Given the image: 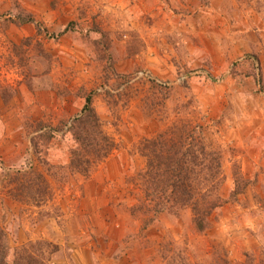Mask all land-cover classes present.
<instances>
[{
    "label": "rangeland",
    "instance_id": "374dc122",
    "mask_svg": "<svg viewBox=\"0 0 264 264\" xmlns=\"http://www.w3.org/2000/svg\"><path fill=\"white\" fill-rule=\"evenodd\" d=\"M88 97L87 133L113 147L84 175L70 150ZM196 137L228 200L202 232L189 208L154 215L144 194V147L170 138L179 157ZM0 251L264 264V0H0Z\"/></svg>",
    "mask_w": 264,
    "mask_h": 264
},
{
    "label": "trees",
    "instance_id": "16d2710c",
    "mask_svg": "<svg viewBox=\"0 0 264 264\" xmlns=\"http://www.w3.org/2000/svg\"><path fill=\"white\" fill-rule=\"evenodd\" d=\"M86 101L87 104L83 108V110H86V115L75 121L78 124V129L72 130L77 148L70 150V165H73L77 172L85 173L84 175L88 174L87 167L92 160L93 162L103 160L107 156L109 148L111 150L113 147L110 141L106 143V146L105 144H97L95 136L98 135L94 132L87 133L86 127L88 125L92 124L91 127L94 129L98 125L95 123V114L89 106V97ZM186 127L190 126L186 124L179 126L182 131L180 134L183 136L184 132L187 131ZM189 133L190 130L186 132V135L191 137ZM42 136L48 138L50 134L45 133ZM197 138L194 141L191 140L190 151L182 150L179 157L170 138L147 144L144 151L150 158L147 169L143 173V178H145L144 184L147 187L144 194L154 201V215L171 210L176 213L178 210L189 208L192 212V222L195 229L202 232L211 223L210 214L228 200H223L219 192L223 183L221 158L219 155H215V152L206 151L204 145H200ZM102 139L108 141L106 136H103ZM176 142L177 140L175 144ZM166 143L170 145L167 146ZM195 146L199 147L197 151L194 148ZM165 147L167 148L165 149ZM204 168L206 171L201 174ZM206 183L209 184V187L203 188L202 184ZM237 192H239V189L235 188L231 196L234 197ZM151 221L152 219L149 220V223ZM147 223L148 221H145V225ZM22 260L23 257L20 258L18 264ZM0 264H8L7 253L4 251H0ZM246 264H251V262L247 261Z\"/></svg>",
    "mask_w": 264,
    "mask_h": 264
}]
</instances>
